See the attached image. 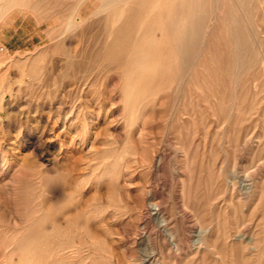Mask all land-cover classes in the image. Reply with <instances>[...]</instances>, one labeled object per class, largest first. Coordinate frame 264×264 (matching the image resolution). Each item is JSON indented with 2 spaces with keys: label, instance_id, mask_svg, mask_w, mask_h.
Segmentation results:
<instances>
[{
  "label": "rangeland",
  "instance_id": "rangeland-1",
  "mask_svg": "<svg viewBox=\"0 0 264 264\" xmlns=\"http://www.w3.org/2000/svg\"><path fill=\"white\" fill-rule=\"evenodd\" d=\"M43 1L1 23L0 264L44 231L46 264H264V0H205L188 67L134 106L97 56L115 9L51 40L69 0Z\"/></svg>",
  "mask_w": 264,
  "mask_h": 264
},
{
  "label": "bare ground",
  "instance_id": "bare-ground-1",
  "mask_svg": "<svg viewBox=\"0 0 264 264\" xmlns=\"http://www.w3.org/2000/svg\"><path fill=\"white\" fill-rule=\"evenodd\" d=\"M34 1L35 0H0V35L3 31V24H1V23L5 22L7 19H9L13 12H15L16 10H21V11L27 10L26 12H28V10H29V11H32V13H36L38 11L37 5L39 6L40 3H41L40 5L45 4V3H42L43 0H36L37 2H39V4H37L35 6V4L37 2L35 1V4H34ZM87 1H89V0H69L68 3L65 5V6H67V8H65L64 10L61 9V11L55 10L56 7L52 8L54 10H52L50 8V6H48L46 8L43 7L44 11H42V13H44L45 16L47 15L48 17L54 18L57 21V23H58V21L60 22L59 24H57L55 26H51V28L48 29L51 40H56V39L60 40L61 38H63L65 36L66 33L74 31L79 26L80 23L83 24L84 19H83L82 10H83L84 6L86 5ZM91 1H92V4L95 6V10L90 15V17H92V18L94 16L100 17L98 15H100V14L103 15V12L105 13V11L109 12L112 9H115L114 10L115 13L113 12L114 13L113 15H110L106 18L108 21L110 19V27L106 33V39H105L104 47L102 48V50L100 49L97 51V56L100 57L101 55H103L104 60H106V58H107V60L111 61V63H112L111 66H114L113 68L121 73V77H123V79H124V86L126 88L125 92H124L125 103L126 104H132V105L133 104H140V103L148 100L150 96H153L154 94H156L158 92V88L161 85H164V84H167L168 86L171 84L173 85V82H175L176 79H178L177 76L179 74L176 76L175 72L177 71L179 64H182L181 70L187 68L189 65L190 61H189V58L186 57V52H188L189 50L194 48L195 37L197 36V34H199L201 32L202 27H201V25H199V19H202V17H203L202 12H203V8H204V1L205 0H94V1L91 0ZM48 2H46V4ZM59 2L62 3L65 1L63 0L62 2L61 1H59ZM59 2H57V6H58ZM49 3L51 5V2H49ZM55 4L56 3H53L52 5L56 6ZM47 5H45V6H47ZM59 6H61V4ZM51 7H53V6H51ZM47 8H50V9H47ZM60 8H62V7H60ZM40 10L41 9L39 8V11ZM42 13H40V14H42ZM45 16H44V18H45ZM97 17H95V18H97ZM203 18H205V16ZM104 19L105 18H103V20ZM100 20H101V18H100ZM94 23H95V21H94ZM97 23L99 24V22H97ZM222 24H223V22H222ZM82 27H83V25H82ZM121 28L124 29L123 38L121 37V34H120ZM100 29H101V27H100ZM81 31H82V29H81ZM100 31H103V29H101ZM99 32L96 34L94 33V35H93V38L96 39L94 42L96 47L99 45L100 41L103 38L102 37L103 34H101V36H100ZM209 33H211V31ZM213 33H214V31H213ZM217 33L219 34V32H217ZM223 36H224V34H223ZM223 36H222V38H223ZM226 38H227V36H226ZM216 41H218V39ZM210 44H212V43H210ZM217 44H219V43H217ZM229 48H230V46H229ZM229 48H228V50H229ZM213 51H214V49H213ZM217 53L218 52H216V54ZM221 54L222 53H220V55ZM233 56H235V55H233ZM95 57H96V54H95ZM222 57H223V59L227 60L229 55H228V57L226 56L227 59L224 58V56H222ZM213 59H215V58H213ZM217 62H218V60H217ZM226 63H227V61H226ZM231 64H232V61H231ZM222 65H223V62H222ZM97 68H102V67H99V65H98V67L96 66L95 69H97ZM228 69H229V67H228ZM210 77H212V76H210ZM213 77H215V76H213ZM165 80H166V82H165ZM196 80H197V78H196ZM211 80H212V78H211ZM215 82H216L215 84H217V80ZM202 83H204V82H202ZM221 84H222V82H221ZM89 86H92V85H89ZM219 86H220V84H219ZM176 89H177V87H176ZM234 101H236V100H234ZM237 102H238V100H237ZM131 110H133V109H131ZM249 189H251L250 185L247 186V191ZM41 208H40V211L38 209V212H41ZM34 215H36V214H34ZM38 218H39V219H37L38 221H36V220L35 221L37 223H39V225H41V223L45 224V220H46L45 218H48V216L45 217V216L41 215L40 217L38 216ZM28 220H30V219H28ZM47 222H49V221H47ZM25 224L28 225V221H27V223L25 222ZM31 226H33V224ZM40 227H38L40 229L37 231H40L42 229V225ZM44 230H45V228H44ZM26 231H29V230L26 229L25 232ZM53 231H55V229ZM56 231H55V233H57ZM17 232H18V234L21 233V231H20V233H19V231H17ZM25 232H24V234H25ZM41 233L45 234L46 232L45 231L40 232V233L34 232L32 237H30V235H29L27 238H24L23 242L25 244H24L23 250L27 254L24 253L22 259H20L21 260L20 263L18 262L19 264H46V262H47L46 260L48 257L49 258H56V259H57V257H59L58 256L59 253H58V250L56 248V247H58L59 243L55 248L49 247L48 244H45V246L42 250L39 249L41 252H39V253L33 252L34 251L33 248H34L35 244L43 245L42 243L43 242L45 243L46 237L44 234H41ZM21 234L23 235V233H21ZM243 237L245 238V236H243ZM16 239H18V241L21 240V239L19 240L18 237H16ZM48 240L49 239H47V241ZM18 241L16 243H19ZM12 242H13V240H12ZM98 242H100V241H98ZM13 243H15V242H13ZM16 243H15V245H16ZM15 245H14V247H16ZM21 245H22V242H21ZM52 245H53V243H52ZM35 248H38V246ZM48 250L49 251L51 250V252H49L48 254H45V252ZM260 250H261V247H260ZM262 253L264 254V248L262 250ZM7 260H9V259L7 258ZM9 262H10V260H9ZM59 262L61 263V261H59ZM13 263H15V262H13Z\"/></svg>",
  "mask_w": 264,
  "mask_h": 264
}]
</instances>
